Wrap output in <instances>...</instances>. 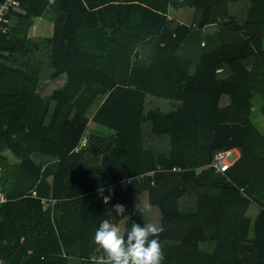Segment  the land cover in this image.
Returning a JSON list of instances; mask_svg holds the SVG:
<instances>
[{"label":"trees","instance_id":"16d2710c","mask_svg":"<svg viewBox=\"0 0 264 264\" xmlns=\"http://www.w3.org/2000/svg\"><path fill=\"white\" fill-rule=\"evenodd\" d=\"M22 4L0 33V264H92L105 219L163 225L162 264H264V0Z\"/></svg>","mask_w":264,"mask_h":264},{"label":"clouds","instance_id":"9594fccd","mask_svg":"<svg viewBox=\"0 0 264 264\" xmlns=\"http://www.w3.org/2000/svg\"><path fill=\"white\" fill-rule=\"evenodd\" d=\"M110 196H104L103 202L108 203ZM150 205H144L148 210ZM113 211L123 218L126 207L117 203ZM165 231L163 225L155 223H133L131 229H121L105 219L101 222L94 235V243L103 250L107 264H162L165 253L162 247L161 235Z\"/></svg>","mask_w":264,"mask_h":264},{"label":"built area","instance_id":"2783aa9c","mask_svg":"<svg viewBox=\"0 0 264 264\" xmlns=\"http://www.w3.org/2000/svg\"><path fill=\"white\" fill-rule=\"evenodd\" d=\"M24 0H0V33L6 34L10 30V16L12 13L23 14L25 9L23 7ZM86 138H83L85 141ZM78 148H75L74 151H77ZM231 155V151L217 152L214 154L213 159L209 166L214 168L215 172L224 173L231 166V161H229V157ZM180 167H172V171L179 170ZM158 170H163L162 167H158ZM153 171L148 172L149 175H153ZM240 191L243 192V188H240ZM30 195L32 197H37V192L35 189L31 190ZM114 195V185H108L103 189L102 193V201L104 196H110L111 198ZM8 197L0 191V207L2 204L8 202ZM110 201V200H109ZM40 202L44 204V206L49 205L53 207L56 203V199L50 197H40ZM23 238L20 239V242ZM85 262L92 264H107V257L104 252L90 254L88 257L83 258Z\"/></svg>","mask_w":264,"mask_h":264},{"label":"crops","instance_id":"0c3cea01","mask_svg":"<svg viewBox=\"0 0 264 264\" xmlns=\"http://www.w3.org/2000/svg\"><path fill=\"white\" fill-rule=\"evenodd\" d=\"M25 1V0H24ZM18 13H12L10 16V28L15 27L18 23ZM53 19H54V14L53 12L49 9L46 8L44 13L39 16V17H31V23L28 29V36L31 37H40V36H50L53 32ZM222 100V97H221ZM222 103V102H221ZM228 103V100H223L222 104ZM4 154L7 156H14L11 152L8 150L4 151ZM231 154H234L233 159L231 160V163H233L238 157H239V151L237 149H232ZM17 161L18 158L16 157ZM9 160V159H8ZM10 162V160H9ZM13 163V162H11Z\"/></svg>","mask_w":264,"mask_h":264},{"label":"rangeland","instance_id":"374dc122","mask_svg":"<svg viewBox=\"0 0 264 264\" xmlns=\"http://www.w3.org/2000/svg\"><path fill=\"white\" fill-rule=\"evenodd\" d=\"M223 100H225V101L228 100V97L222 96V100H221L222 103H223ZM252 118L255 121V123L264 131V119H263L262 115L259 113L258 105H255L253 107ZM93 126L95 129H99V127L97 125H93ZM84 142H86V140ZM233 157H234V154H231L230 157L228 158L229 161H231L233 159ZM8 159L10 160V162H16L17 161L16 157H14V156H8Z\"/></svg>","mask_w":264,"mask_h":264},{"label":"water","instance_id":"95a60500","mask_svg":"<svg viewBox=\"0 0 264 264\" xmlns=\"http://www.w3.org/2000/svg\"><path fill=\"white\" fill-rule=\"evenodd\" d=\"M85 137H86V139H87V138L89 137V133H87ZM86 143H87V141H86Z\"/></svg>","mask_w":264,"mask_h":264}]
</instances>
